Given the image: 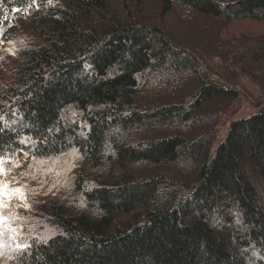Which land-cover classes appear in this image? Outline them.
Segmentation results:
<instances>
[{"label":"trees","instance_id":"1","mask_svg":"<svg viewBox=\"0 0 264 264\" xmlns=\"http://www.w3.org/2000/svg\"><path fill=\"white\" fill-rule=\"evenodd\" d=\"M113 4L0 0V34L40 36L20 34L1 83L7 181H31L32 156L76 158L64 199L16 211L31 247L4 264H264V36L221 38L264 22V0ZM243 80L260 96L237 117Z\"/></svg>","mask_w":264,"mask_h":264},{"label":"rangeland","instance_id":"2","mask_svg":"<svg viewBox=\"0 0 264 264\" xmlns=\"http://www.w3.org/2000/svg\"><path fill=\"white\" fill-rule=\"evenodd\" d=\"M115 5H119L120 0H113ZM113 4V5H114ZM114 9H118L119 7H113ZM119 10V9H118ZM120 11V10H119ZM20 34L24 35L27 38H30L29 40H36L40 38L38 34L35 33L33 30L32 25L29 22H20L16 24L12 30L7 31L3 34H0V88L2 80L5 78L8 70V67L10 64H14L18 57L21 54V49L27 45V42L20 43L18 40V37ZM260 36H264V22L261 21H251V20H239L235 22L228 23L223 31L221 32V38L224 41L231 40V39H240V38H257ZM242 86L248 90V94H250V101L249 102H243L242 103V110L239 112L237 117L240 116H246L253 112V109L251 108L250 104L252 101H254L256 98L260 96V92L257 89L256 85L248 80L242 81ZM222 136V135H221ZM75 158L74 153L68 154L65 158L61 159V165L60 167L55 165V162L52 161H45L43 164H37L34 163V168L29 169L27 167V170L30 172H34L36 175V179H32L28 183V194H27V203L30 205L28 209H25L27 216H31L34 211L31 210V205L34 204L35 199H40V202L43 201L41 199L45 192L48 191L49 188H53L52 186L55 184L59 185V190L55 189V191H51L48 193H51L52 195H49L46 199L54 198L58 199L59 197H65V195L68 192H62L60 190V187H63V189H66V186L69 184V178L71 177H65L69 172L75 171V166H68V164L72 163ZM76 159V158H75ZM60 161V160H59ZM58 162V161H57ZM36 166V167H35ZM5 169L7 171V176H0V180H7L10 175V169H7L5 166ZM36 169H39V171H36ZM51 169V171H48ZM57 170H59L57 172ZM73 171V172H74ZM85 171V170H84ZM72 172V173H73ZM74 172V173H75ZM54 173V175H52ZM73 173V174H74ZM72 174V175H73ZM55 180V182H52ZM41 182H43V187H41ZM54 183V184H51ZM20 182H18L16 179L13 180L9 187H18ZM38 188H42V194L40 197L35 198V196L39 193L35 192ZM61 193V194H60ZM19 205V206H18ZM19 208H23L22 202L19 199H13L11 201L10 206L5 207L3 209H0V213H2L4 216L8 217L7 226L12 228H17L15 225V219L18 217H21V215H17L16 212L19 210ZM13 233L5 231L3 235H0V245H3L0 247V264H4L5 260L7 259L9 252L16 249L15 245L17 241L19 240V235L16 237V239H9L10 236H12Z\"/></svg>","mask_w":264,"mask_h":264},{"label":"snow or ice","instance_id":"3","mask_svg":"<svg viewBox=\"0 0 264 264\" xmlns=\"http://www.w3.org/2000/svg\"><path fill=\"white\" fill-rule=\"evenodd\" d=\"M73 116H75V112L72 113ZM5 129L0 128V132H3ZM51 131V130H49ZM83 135V133H81ZM20 144H28L32 143L33 145L35 144V141L30 137V136H25L23 139L19 140ZM0 147H3V145H0ZM18 152L21 150H17ZM16 153H5L3 155H0V176H7V171L5 169V164L6 163H12L14 167H20L21 166V161L15 160ZM29 156L28 152H24V158L27 159ZM32 160L35 161L37 164H43L45 161L43 160H37L35 156H32ZM29 169L33 168V164H28L27 166ZM36 171H39V169H36ZM48 171H51L49 169ZM28 176H31L32 179H36V176L34 172L29 173V172H22L20 174L21 179L27 178ZM11 181L7 180H0V209H3L5 207L10 206L11 201L13 199H19L22 202V206L24 209H28L30 205L27 203V194H28V185L20 183L18 187H9ZM41 187H43V182H41ZM52 187H55L53 185ZM52 188H49L47 192H45V195L48 194V192H51ZM19 206V205H18ZM7 221L8 217L4 216L2 213H0V235H3L5 231L13 233L12 236L9 237V239H16V237L19 234L18 228H12L7 226ZM3 245H0L2 247ZM16 249L19 252H24L25 250L29 249L31 245L28 243L27 239L24 240H18L16 245Z\"/></svg>","mask_w":264,"mask_h":264}]
</instances>
